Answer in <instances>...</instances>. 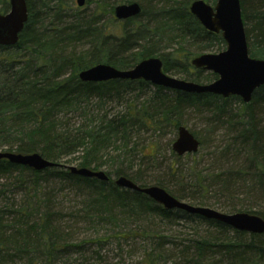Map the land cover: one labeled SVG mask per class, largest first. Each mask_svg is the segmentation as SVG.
Listing matches in <instances>:
<instances>
[{
	"label": "trees",
	"instance_id": "16d2710c",
	"mask_svg": "<svg viewBox=\"0 0 264 264\" xmlns=\"http://www.w3.org/2000/svg\"><path fill=\"white\" fill-rule=\"evenodd\" d=\"M25 1L28 20L18 42L0 46V151L38 153L58 165L35 171L0 160V180L9 181L0 185V196L24 192L14 209H0V264L21 259L26 264H58L66 252L80 245L71 243L74 232L65 231L73 224L61 226L64 216L57 197L45 188L52 178L70 184L79 199V209L68 216L74 222L140 224V230H127L119 237L141 239L142 264H264V235L182 210H165L144 194L117 187L111 179L125 176L142 187L159 186L194 206L256 214L264 220V210L258 208V192L264 189V128L257 122L264 86L244 104L235 96L184 93L142 80L94 83L78 78L80 71L97 64L124 70L142 59L159 57L168 75L196 83L215 80L214 73L196 69L190 62L198 54L219 52L225 42L191 14V0H98L92 8H76L68 15L63 14L66 0ZM131 1L139 3L140 14L117 21L113 8ZM203 1L214 5L216 0ZM240 7L248 53L264 59V0H240ZM8 8V0H0V13ZM135 89L151 93L140 108L117 117L87 112L91 97L130 95ZM234 100L241 105L235 113L227 109ZM76 113L82 121L74 125L67 116ZM190 113L202 116L207 127L203 137L192 132L200 145L195 154L185 155L196 161L188 172L175 169L174 164L156 172L134 164L135 155L141 159L157 155L153 146L140 151L137 133L149 125L159 130L163 123L176 131ZM222 118L233 126L243 163L226 170L219 169L217 161L216 168H197L200 150L207 145L215 150L213 130L224 122ZM228 147L221 148L220 159L228 155ZM65 165L104 169L109 180L73 175ZM179 223L194 229L181 246L177 236L159 228ZM100 238L95 244H100Z\"/></svg>",
	"mask_w": 264,
	"mask_h": 264
},
{
	"label": "water",
	"instance_id": "95a60500",
	"mask_svg": "<svg viewBox=\"0 0 264 264\" xmlns=\"http://www.w3.org/2000/svg\"><path fill=\"white\" fill-rule=\"evenodd\" d=\"M78 7L85 0H75ZM8 11L0 13V46H14L28 20V9L25 0H8ZM189 11L200 25L210 33L220 34L225 42V49L218 53H204L191 59V65L196 69L212 72L216 79L209 83H196L168 75L162 69L159 57L142 59L129 69H117L107 64H97L79 72L82 82H105L109 80H142L154 86L191 94H212L228 98L235 96L244 104L251 101L254 92L264 86V59L250 57L241 15L240 0H216L210 5L203 0H193ZM141 12V6L135 1L118 4L113 8V17L118 21L136 17ZM177 135L171 144V150L177 156L194 154L199 149V140L184 125L176 129ZM28 167L35 171H43L57 166V163L44 159L38 153L22 154L0 151V160ZM60 165V164H59ZM73 175L83 178H95L102 182L108 181V176L101 170L78 168L65 165ZM119 188L144 194L165 210H182L196 214L207 220H214L232 229L252 234L264 235V220L256 215L245 212L231 214L215 209L194 206L178 200L165 189L151 185L140 187L125 176H119L114 181Z\"/></svg>",
	"mask_w": 264,
	"mask_h": 264
},
{
	"label": "rangeland",
	"instance_id": "374dc122",
	"mask_svg": "<svg viewBox=\"0 0 264 264\" xmlns=\"http://www.w3.org/2000/svg\"><path fill=\"white\" fill-rule=\"evenodd\" d=\"M98 0H85V4L80 8L77 6L75 0H66L65 6L66 10L64 15L70 14L73 9L79 8L81 10L90 9L94 6V3ZM114 1V0H111ZM120 2L121 0H116ZM160 2L165 0H159ZM193 0H191L192 2ZM88 2H91L88 4ZM126 3V2H123ZM208 4L212 5L211 1ZM221 50L225 49V45H221ZM216 50V49H215ZM219 51V52H220ZM205 53H218V52H205ZM204 54V53H201ZM200 55V54H198ZM197 55V56H198ZM209 72V71H206ZM172 76V75H171ZM179 79L181 77L175 76ZM151 86H153L151 84ZM151 95L150 92H140L139 89L130 95H113L99 99L97 96L91 97L87 105V112L90 115L94 112L95 114L100 113V115L105 114L106 117H117L123 116L125 113L131 109L141 107V105L149 98ZM120 97V98H118ZM228 110L235 113L241 109V105L238 101H230L228 103ZM89 115V116H90ZM98 115V116H100ZM257 122L260 127L264 128V103H260L257 107ZM88 116V117H89ZM67 117H72V122L81 123L82 119L79 114L69 115ZM223 123L218 124V126L213 130V145L216 146L215 150L208 145L197 154H201L197 158V168L200 169H212L216 168V161L219 162V169L226 170L230 167H239L243 163L244 153L240 149V141H235L234 137L236 133L233 130V126L228 123V120L225 118L221 119ZM186 123L184 124L191 132L196 133L199 138L203 137L206 124L202 120V116L196 114H188L186 117ZM177 132L172 129V127L162 124L159 130L154 129L152 126H148L136 134L138 148L142 152H147L145 148L148 146L155 147L157 149V155L155 157H146L141 159L140 155L134 156V164L138 165L139 163L142 167H147L156 171H165L171 164H174V168L182 172H188L194 162V156L189 155L178 157L172 150L171 144L176 138ZM206 142H208L206 140ZM212 146V145H211ZM229 146L228 155L220 159L219 152L221 148ZM144 148V149H143ZM217 150V151H216ZM150 151V150H148ZM215 152V154L213 153ZM213 153V154H212ZM102 171H105L102 169ZM112 179L115 176H111ZM9 181L7 179H1V184H7ZM63 187V192L61 193L60 188ZM3 187L1 186L0 189ZM45 188L53 192L55 197H57V204L60 209H62L63 222L61 226L72 225L73 228L65 232H74L71 237V243L74 241L76 244H80L77 247H73L71 250L66 252L64 256L57 262L58 264H142V247L141 239L131 238L127 241L119 236L121 233H125L127 230H140L141 225L135 224L134 222H129L128 226L120 225L114 227L111 225H98L96 223H91L84 221H73L68 216L70 211L74 212L79 209V199L74 198V190L70 187V184H66L58 179H49L45 183ZM65 193H68L66 195ZM258 195V208L264 210V189ZM246 197V196H245ZM24 199V192L20 190H15L12 192L6 193L4 196H0V209H14L18 206ZM243 201V195L240 197ZM249 199V198H248ZM257 200V199H256ZM249 201H246L248 203ZM252 202V200H250ZM126 224V223H125ZM124 224V225H125ZM160 230L165 233H170L178 237L177 241L180 243H186V241L191 238L194 234V229L187 223L179 224H163L159 226ZM102 239L100 244H95V239ZM83 242V243H81ZM172 262V261H170ZM168 262L167 264H169ZM2 264H26V259L15 260V261H6Z\"/></svg>",
	"mask_w": 264,
	"mask_h": 264
},
{
	"label": "bare ground",
	"instance_id": "6f19581e",
	"mask_svg": "<svg viewBox=\"0 0 264 264\" xmlns=\"http://www.w3.org/2000/svg\"><path fill=\"white\" fill-rule=\"evenodd\" d=\"M84 4H85V2H84ZM142 10V9H141ZM92 170V169H91ZM101 171H102V169H100ZM94 171H98V170H94ZM104 173H105V171H103ZM106 174V173H105ZM119 177V176H118ZM117 177H115L114 179H112L113 180V183H114V181H115V179H116ZM108 180H109V177H108ZM131 180V179H130ZM136 184V183H135ZM114 185H115V183H114ZM136 185H138V184H136ZM139 186V185H138ZM151 186V185H150ZM156 186V185H155ZM140 187H142V186H140ZM145 187V186H144ZM216 210V209H215ZM218 211V210H217ZM220 212V211H219Z\"/></svg>",
	"mask_w": 264,
	"mask_h": 264
}]
</instances>
